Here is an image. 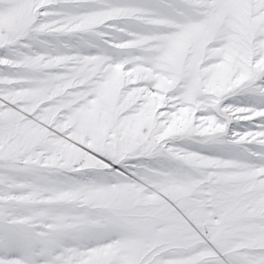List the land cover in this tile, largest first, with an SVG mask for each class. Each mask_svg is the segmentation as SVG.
Listing matches in <instances>:
<instances>
[{"label":"snow or ice","instance_id":"1","mask_svg":"<svg viewBox=\"0 0 264 264\" xmlns=\"http://www.w3.org/2000/svg\"><path fill=\"white\" fill-rule=\"evenodd\" d=\"M0 264H264V0H0Z\"/></svg>","mask_w":264,"mask_h":264}]
</instances>
